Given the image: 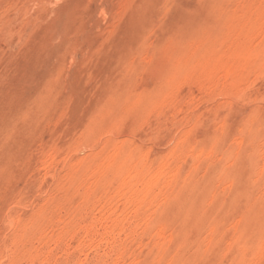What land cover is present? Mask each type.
Wrapping results in <instances>:
<instances>
[{"label": "rangeland", "instance_id": "obj_1", "mask_svg": "<svg viewBox=\"0 0 264 264\" xmlns=\"http://www.w3.org/2000/svg\"><path fill=\"white\" fill-rule=\"evenodd\" d=\"M0 264H264V0H0Z\"/></svg>", "mask_w": 264, "mask_h": 264}]
</instances>
